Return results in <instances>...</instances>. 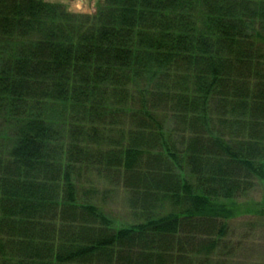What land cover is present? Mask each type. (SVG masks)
<instances>
[{
    "label": "trees",
    "instance_id": "1",
    "mask_svg": "<svg viewBox=\"0 0 264 264\" xmlns=\"http://www.w3.org/2000/svg\"><path fill=\"white\" fill-rule=\"evenodd\" d=\"M258 181L264 0H0V264H209Z\"/></svg>",
    "mask_w": 264,
    "mask_h": 264
},
{
    "label": "rangeland",
    "instance_id": "2",
    "mask_svg": "<svg viewBox=\"0 0 264 264\" xmlns=\"http://www.w3.org/2000/svg\"><path fill=\"white\" fill-rule=\"evenodd\" d=\"M47 1L61 3L71 12L94 14L103 0ZM69 4L72 5V10H69ZM89 4L94 6V10H85ZM89 181L97 187L95 199L116 220V224L135 222L129 208V195L124 189L114 187L112 193L104 195L110 187L106 182L101 181L95 173H87L82 183L89 187ZM234 204L239 210L229 220L230 233L226 248L221 253L223 255L211 258L209 264H264V184L258 181L254 189L241 195Z\"/></svg>",
    "mask_w": 264,
    "mask_h": 264
},
{
    "label": "clouds",
    "instance_id": "3",
    "mask_svg": "<svg viewBox=\"0 0 264 264\" xmlns=\"http://www.w3.org/2000/svg\"><path fill=\"white\" fill-rule=\"evenodd\" d=\"M68 7H69V10H72L71 4H69ZM78 7H81V5H78ZM85 10L92 11V10H94V6L89 4V5H87V8Z\"/></svg>",
    "mask_w": 264,
    "mask_h": 264
}]
</instances>
